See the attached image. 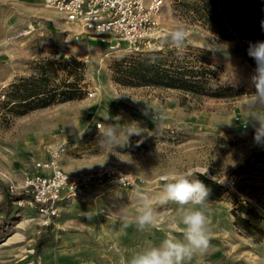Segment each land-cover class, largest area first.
Returning <instances> with one entry per match:
<instances>
[{
	"label": "rangeland",
	"instance_id": "rangeland-1",
	"mask_svg": "<svg viewBox=\"0 0 264 264\" xmlns=\"http://www.w3.org/2000/svg\"><path fill=\"white\" fill-rule=\"evenodd\" d=\"M182 1L165 2L157 50L175 48L168 33L182 26L183 48L208 51L220 82L241 89L237 98L119 85L112 80L113 65L136 54L124 43L78 31L39 0H0V172L20 181L36 161L64 144L60 165L66 170L87 173L111 164L145 181L133 187L93 186L81 198L61 203L46 225L34 209L15 203L17 197L8 201L0 181V264H127L135 251L166 236L182 239L181 206L174 202L153 201L156 227L139 231L135 225L136 191L157 197L167 182L162 178L179 173L204 175L225 189L218 201L207 200L202 207L208 250L185 264H264V238L256 242L237 229L232 215L238 205L245 206L257 217L251 223L264 231V177L237 173L264 148L253 143V129L242 121L255 68L243 57L242 40H217L182 11ZM74 62L82 64L74 99L59 102L56 96L45 107L36 99L15 107L22 85L39 86L42 75L57 94L64 81L74 80ZM105 115H119L121 124L138 121L146 132L108 153L97 143V124L115 122L103 120ZM232 116L237 118L229 125ZM230 177L234 188L226 184Z\"/></svg>",
	"mask_w": 264,
	"mask_h": 264
},
{
	"label": "trees",
	"instance_id": "trees-1",
	"mask_svg": "<svg viewBox=\"0 0 264 264\" xmlns=\"http://www.w3.org/2000/svg\"><path fill=\"white\" fill-rule=\"evenodd\" d=\"M181 9L192 20L212 33L219 41L239 39L243 41L242 54L246 62L256 67L254 59L248 56L250 42L264 41V0H183ZM82 64L74 62L72 82H63V89L47 87L44 75L39 79V86L22 85V93L16 108L31 105L36 99L39 107H45L60 97L59 102L75 98L80 91V69ZM66 69V66L63 68ZM77 77V78H76ZM112 80L122 86L151 87L177 91L192 97H209L216 99H233L240 95L241 89L222 84L210 61L209 52L192 46L170 50H150L137 52L130 58L116 62L112 67ZM20 86L16 87L20 91ZM239 175H257L264 177V148L255 151L237 170ZM210 190L209 201H218L225 189L217 182L204 175H197ZM12 201L11 196H7ZM239 213V214H238ZM234 226L243 231L256 242L264 238V231L251 223L257 219L251 209L238 205L233 210ZM259 235V238H255Z\"/></svg>",
	"mask_w": 264,
	"mask_h": 264
},
{
	"label": "built area",
	"instance_id": "built-area-1",
	"mask_svg": "<svg viewBox=\"0 0 264 264\" xmlns=\"http://www.w3.org/2000/svg\"><path fill=\"white\" fill-rule=\"evenodd\" d=\"M166 1L44 0V4L78 31L113 38L137 53L159 49V40L164 36L161 12ZM64 152V144L51 149L44 160L35 162L34 173L20 181L0 172V181L8 195L17 197L14 202L19 206L34 209L43 219V225L57 216L61 203L81 198L93 186L133 187L145 182L111 164L92 172L71 174L60 165ZM226 184L234 188L235 180L230 177Z\"/></svg>",
	"mask_w": 264,
	"mask_h": 264
},
{
	"label": "clouds",
	"instance_id": "clouds-1",
	"mask_svg": "<svg viewBox=\"0 0 264 264\" xmlns=\"http://www.w3.org/2000/svg\"><path fill=\"white\" fill-rule=\"evenodd\" d=\"M261 27L264 29V21H261ZM168 36L176 49L183 48L186 31L182 26L170 31ZM247 54L254 59L256 67L250 78L254 91L246 93L245 116L242 121L245 128L251 126L253 129V143L264 147V41L250 42ZM234 118L237 117H230L227 124L231 125ZM102 119L115 121L97 124L98 146L101 150L107 149L108 153L117 147L127 146L132 136H142L146 132V129L135 120L121 124L119 115L115 117L105 115ZM163 179L167 182L157 197L145 191H136L139 202L135 217L136 228L145 231L156 227L157 213L153 207L154 200L160 205L174 202L181 206L182 227L179 231L183 238L166 236L158 245L145 246L135 251L127 264H185L194 255H203L210 246L208 217L202 210L210 195L209 188L191 173L172 174Z\"/></svg>",
	"mask_w": 264,
	"mask_h": 264
},
{
	"label": "crops",
	"instance_id": "crops-1",
	"mask_svg": "<svg viewBox=\"0 0 264 264\" xmlns=\"http://www.w3.org/2000/svg\"><path fill=\"white\" fill-rule=\"evenodd\" d=\"M39 2H41V4L46 8V9H50V8H48V7H46L45 6V4H44V0H39ZM27 32V31H26ZM25 32V33H26ZM7 75H9V72L7 73ZM4 79H6V76H5V78ZM7 80H9V78H7ZM6 81V80H5ZM47 157V153L45 154V156H43V157H41L39 160H44L45 158ZM38 160V161H39ZM62 167V166H61ZM62 169L64 170V171H66V172H69V173H71V174H76V173H79L77 170H74V169H64L63 167H62ZM32 173H34V170L32 171Z\"/></svg>",
	"mask_w": 264,
	"mask_h": 264
}]
</instances>
